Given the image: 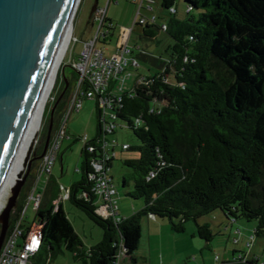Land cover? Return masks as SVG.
<instances>
[{"label":"trees","instance_id":"trees-1","mask_svg":"<svg viewBox=\"0 0 264 264\" xmlns=\"http://www.w3.org/2000/svg\"><path fill=\"white\" fill-rule=\"evenodd\" d=\"M182 1L183 19L176 17V0H162L169 17L142 29V38L158 44V35H164L166 55L132 48L133 58L156 72L139 75L129 91L113 100L118 105L114 111L118 128L123 124L138 141L123 151L136 156L123 161L127 171L122 186L132 188L127 196L142 200L143 209L127 218L119 212L120 222L98 214L95 188L101 177L109 176L114 160L106 159L105 144L118 129L106 132L95 101L97 133L85 142L81 179L70 187L66 200L102 230V240L87 249L61 204L50 201L43 206L42 194L34 217L41 227L42 245L31 264H50L65 251L78 264H137L141 221L150 216L168 220L178 234L194 222L208 248L214 234L210 224L200 221L218 211L229 221H255L253 236L264 239V0ZM106 25L105 45L114 31L109 18ZM73 73L72 80L65 74L56 80L58 94L43 116L45 138L52 109L65 91L54 114L53 132L60 123L77 80ZM43 148L44 143L35 148L37 156ZM99 161L104 163L101 172L94 167ZM30 178L10 225L25 211L36 180ZM22 228L30 231L24 221ZM236 253L222 264H257L256 258Z\"/></svg>","mask_w":264,"mask_h":264},{"label":"rangeland","instance_id":"rangeland-1","mask_svg":"<svg viewBox=\"0 0 264 264\" xmlns=\"http://www.w3.org/2000/svg\"><path fill=\"white\" fill-rule=\"evenodd\" d=\"M94 2L95 0H81L73 22L72 38L60 66L57 81L59 77L63 79L64 74L67 78L73 79L74 71L71 65L78 59V56L84 50V43L95 38L96 30L92 28L89 20ZM151 2V8H153L151 14L147 11H144L143 14L145 16L155 15L159 23L164 22L170 15L169 10L162 8V0H151ZM106 5L107 0H99L100 8L103 9ZM175 7L178 10L176 17L183 19L185 16L186 4L182 0H176ZM137 12L138 6L134 4L132 0H117L113 2L107 10V16L113 21L114 31L107 45H105L106 43H102L99 47L104 48L109 55H115L117 49L127 43L130 34L129 30L133 27ZM140 33H142V29L138 28V30L136 29L131 35L129 39V46L131 48L141 46L144 48L146 47L150 51L154 50L153 52H156L154 54L162 53L166 55L164 50L165 47L162 42L164 40V35L162 33L158 35V40L161 41L160 44H158L157 41L142 38ZM64 69L65 71H63ZM148 70H150V73H155L157 69L139 60V66L130 70L131 75L130 78H128V82H126V87L133 86L139 74H149ZM57 94L58 90L55 85L46 108L52 105ZM71 119L72 121L69 123H73L75 126L76 138L64 141L63 147L61 148L62 160L59 159L53 169L58 184H62L66 187L71 186L72 182L81 179L79 170L82 165L81 153L85 142L83 140L77 141L76 139L79 136L84 137L85 135L88 136V141L95 138L97 133L96 102L94 100H85L80 112L74 114ZM44 120L45 119L42 120L36 147L45 142V136L42 132ZM119 125L120 127L117 133L109 139L119 140V146L123 143H127L130 146L138 145V141L133 132L127 129L123 124L120 123ZM117 151L118 155L113 160V167L109 171V175L113 177V181L119 193L118 196H120L117 201L121 210L120 212L125 210L130 203L144 206L142 200H133L127 196V193L131 192L132 188L125 189L122 186V178L127 171L123 165V161L126 158L136 155L132 152H123L120 148H118ZM12 195L13 189L11 186L2 199L0 216L7 207ZM62 197L64 198L65 194H63ZM34 203V199L30 200L28 198L24 204V209H26L23 215L25 226L31 225L34 220ZM63 205L69 220L74 224L84 245L87 247H89V244H91L90 246L97 245L102 240V230L88 220L81 212L73 208L65 198L63 200ZM219 217L225 222L222 227L213 225L217 224ZM155 221H158V230L150 233L147 232L145 228L142 232L141 244L138 251L135 253V257L138 259L137 264H222L233 258L236 252L244 253L246 257L250 259L256 258L257 264H264V239L253 237L256 228L255 221H247L245 219L229 221L226 220L220 211L205 216L201 219L200 223L207 222L210 224L214 234V239L209 243V248L207 247L208 244L198 236L196 231L197 227L194 222H188L186 224V231L178 234L172 231L168 220ZM150 236H152V243L150 242ZM152 249L153 251L151 252L150 250ZM163 256L164 258L162 261ZM217 257L218 260L216 259ZM50 264L78 263L73 259L71 253L65 251Z\"/></svg>","mask_w":264,"mask_h":264},{"label":"water","instance_id":"water-1","mask_svg":"<svg viewBox=\"0 0 264 264\" xmlns=\"http://www.w3.org/2000/svg\"><path fill=\"white\" fill-rule=\"evenodd\" d=\"M79 1L0 0V190L40 106L62 40L69 26H73ZM98 6L99 0H95L89 20ZM64 95L65 91L52 109L42 154L35 153L38 133L18 174V185L0 216V252L10 229L11 213L33 162L42 160L47 152L54 114Z\"/></svg>","mask_w":264,"mask_h":264},{"label":"built area","instance_id":"built-area-1","mask_svg":"<svg viewBox=\"0 0 264 264\" xmlns=\"http://www.w3.org/2000/svg\"><path fill=\"white\" fill-rule=\"evenodd\" d=\"M115 1L117 0H107V5L103 9L98 6L90 20L92 28L96 30L95 38L84 43V50L71 65L77 75V80L71 88L60 123L52 133L47 152L41 160L37 171V184L48 183L50 181L53 169L59 159L63 142L68 137V123L74 114L80 112L85 100H94L98 103L106 124L104 126L106 132L112 133L118 129V125L114 121L116 119L115 112L118 109L117 103L114 102V97L129 91L133 87L127 88L126 82L130 78V70L139 66L137 59L132 56L133 49L129 46V39L136 29L155 25L158 19L156 16L145 17L142 14L143 9H151V6L148 5V0H132L138 6V12L133 27L129 30L130 34L127 43L120 46L115 55H109L99 45L103 43L106 34H108V30L106 29L107 10ZM171 12H175V10L172 9ZM163 29H166L165 25H163ZM81 138L84 142L88 141L86 135ZM116 146L118 145L115 139L109 140L105 144L107 160L109 158L115 159V152H111L110 149ZM128 148L129 145H122V151H126ZM89 150L92 151V148ZM94 167L97 172H101L104 170V163L99 161L94 164ZM68 194L69 190L66 192L65 199L68 198ZM95 194L98 198V214L103 218H114L120 222L121 217L118 215L119 207L116 199L118 191L110 175L101 177L98 180ZM32 199L35 200V209H37L41 202V194L35 197L33 193L30 196V200ZM23 215L24 213L19 221L10 225L11 227L0 253V264H31L32 258L41 250V227L36 224L32 230L25 233V230L22 228ZM149 218L155 220L153 216ZM216 259L218 260V257Z\"/></svg>","mask_w":264,"mask_h":264},{"label":"crops","instance_id":"crops-1","mask_svg":"<svg viewBox=\"0 0 264 264\" xmlns=\"http://www.w3.org/2000/svg\"><path fill=\"white\" fill-rule=\"evenodd\" d=\"M151 4H152V2H151V0H148V5H150L151 6ZM144 11H147L148 13H150L151 14V12L153 11V8H151V9H148V8H145V9H143V11H142V14H143V12ZM144 15V14H143ZM145 16V15H144ZM152 16H155V15H152ZM145 17H151V16H145ZM109 18V17H108ZM110 19V18H109ZM111 20V19H110ZM113 22V21H112ZM143 31V30H142ZM140 34H142V33H140ZM164 45V44H163ZM144 48V47H143ZM144 49H146L148 52H150V53H152V54H154V53H156V52H153L152 50L150 51L149 49H147L146 47L144 48ZM154 55H159V56H162L163 54L162 53H157V54H154ZM149 71V73H150V70H148ZM139 75H142V74H139ZM145 75H147V74H144V75H142V76H145ZM70 121H72V119L70 120ZM76 129H75V126H74V124L73 123H68V127H67V133H68V137L65 139V140H71V139H74V138H76L75 137V133H76V131H75ZM81 136H79L78 138H80ZM88 137V136H87ZM78 138L76 139L77 141H78ZM117 141V145L118 146H116V147H114V148H112V149H110V151L112 152V151H114L115 152V158L117 157V155H118V148H120L121 149V151H122V145H129V144H127V143H123L121 146H119V140H116ZM63 144H64V142H63ZM63 147V146H62ZM61 155H62V153H61V151H60V155H59V159H61ZM58 159V160H59ZM40 164H41V161L35 166V169H34V171H33V176H35V179L37 178V171H38V168H39V166H40ZM112 167H113V165H112ZM110 177H112V176H110ZM51 183H39V184H37V182H36V180L34 181V184L32 185V187H31V191L28 193V198L30 199V196L34 193L35 194V196H38L39 194H43V197H42V205L43 206H47L48 205V203H50V201H52L53 202V204L54 205H57L58 203H60L61 204V206L63 207V209H64V205H63V197H62V195L63 194H65L66 195V192L70 189V187L74 184V183H76V182H78L79 180H76V181H74V182H72V184H71V186H68V187H66V186H64V185H62V184H58V182L56 181V178H55V176H54V172L52 173V176H51ZM113 178V177H112ZM114 182V181H113ZM115 184V183H114ZM62 188H63V190H62ZM118 195H119V193H118ZM117 195V197H116V199H117V201H118V199L120 198V196H118ZM54 199V200H53ZM128 207H126L125 208V210H122V212H120L121 210H120V208H119V212H120V214L123 216V217H125V218H127V217H130V216H132V215H134L135 213H137V212H139L140 210H142L143 209V206H138V205H135L134 203H130L129 205H127ZM34 207H35V203H34ZM118 207H119V205H118ZM140 207V208H139ZM65 210V209H64ZM35 211H36V209H35ZM226 220H228V219H226ZM71 223H72V221H71ZM205 223H207V222H205ZM224 220L221 218V217H219L218 218V221H217V224H213L214 226H216V225H218V226H223L224 225ZM36 224L37 223H35V221L33 220V222H32V224L31 225H27L26 226V228H29V230H32L35 226H36ZM201 224H204V222L203 223H201ZM72 225H73V227H74V224L72 223ZM213 227V226H212ZM141 228H142V232L145 230V228H146V231L147 232H150V233H153L155 230H158V221H155V220H152V219H150V218H144L142 221H141ZM74 229H75V231H76V233L79 235V233L77 232V230H76V228L74 227ZM150 242L152 243V236H150ZM88 245V244H87ZM91 244H89V247H87L86 245H85V247L87 248V249H89V248H91V247H93V246H90ZM151 247H152V245H151ZM151 252L153 251V249L152 250H150ZM136 259H137V257H135ZM163 258H164V256L162 257V261H163ZM137 261H138V259H137Z\"/></svg>","mask_w":264,"mask_h":264},{"label":"bare ground","instance_id":"bare-ground-1","mask_svg":"<svg viewBox=\"0 0 264 264\" xmlns=\"http://www.w3.org/2000/svg\"><path fill=\"white\" fill-rule=\"evenodd\" d=\"M80 3H81V0L79 1V4L76 8V11H77ZM72 31H73V26L70 25L66 34H65V37L62 40V43H61V46H60V49L58 52V56L55 59V62H54L52 69L50 71V75H49L47 85H46L45 90H44L43 95H42L40 106H39L37 112L35 113L32 121H31L29 129H28V131L24 137V140H23V142H22V144H21V146L17 152L15 160H14V162H13V164L9 170L7 177L5 178V181L3 182V187L0 190V208H1L2 199L5 196V194L7 193V190L9 189V187L12 186V189H13L18 185V181H19L18 180V174L22 170L26 154L29 150L31 143L35 140L36 134H38L40 131L44 112H45V108H46L47 102L51 96V93L55 87L60 66L62 64V61H63L65 55H66L70 40L72 38Z\"/></svg>","mask_w":264,"mask_h":264},{"label":"flooded vegetation","instance_id":"flooded-vegetation-1","mask_svg":"<svg viewBox=\"0 0 264 264\" xmlns=\"http://www.w3.org/2000/svg\"><path fill=\"white\" fill-rule=\"evenodd\" d=\"M40 161H41V160H36L35 162H33V166H32L31 174L29 175L26 184L23 186V188H22V190H21V192H20V195H19V197H18V200L20 199V196H21L22 192H24L25 189L27 188V184H28V182H29L30 179H31L30 177L33 176V171H34V169H35V166H36ZM18 200H17V202H18Z\"/></svg>","mask_w":264,"mask_h":264}]
</instances>
